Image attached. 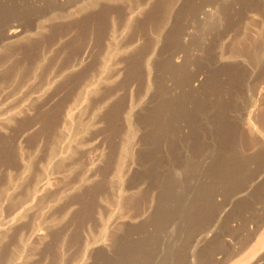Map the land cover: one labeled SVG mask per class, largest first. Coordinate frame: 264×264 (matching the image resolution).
Segmentation results:
<instances>
[{
    "label": "rangeland",
    "instance_id": "374dc122",
    "mask_svg": "<svg viewBox=\"0 0 264 264\" xmlns=\"http://www.w3.org/2000/svg\"><path fill=\"white\" fill-rule=\"evenodd\" d=\"M0 264H264V0H0Z\"/></svg>",
    "mask_w": 264,
    "mask_h": 264
},
{
    "label": "bare ground",
    "instance_id": "6f19581e",
    "mask_svg": "<svg viewBox=\"0 0 264 264\" xmlns=\"http://www.w3.org/2000/svg\"><path fill=\"white\" fill-rule=\"evenodd\" d=\"M48 2H52V3H65V2H68L69 0H47ZM130 17H131V14H130ZM129 17V18H130ZM23 32L21 31V29H19V26L18 27H12L10 30H9V33H8V38H13V37H17V36H19L20 34H22ZM186 35V34H185ZM111 36V38L112 39H114L115 38V36H114V33H112V35H110ZM185 37V36H184ZM127 46H123V48H126ZM88 48V47H87ZM101 48V51L102 50H104V51H106L107 49H108V43H105V45L104 46H102V47H100ZM87 50V49H86ZM84 51L82 54H80L79 56L77 55L76 56V58L74 59V61L73 62H70L69 64H70V67H73L74 68V66H79V64L81 63V62H83V60H84V57L86 56V53H87V51ZM44 52V51H43ZM43 54L44 53H41V56H43ZM100 55H102V54H100ZM153 56V55H152ZM151 55L149 56V58L150 57H152ZM152 59V58H151ZM149 60V59H148ZM38 61V60H37ZM72 61V60H71ZM62 71V70H61ZM66 71V70H65ZM64 72V71H63ZM63 72H62V74H63ZM67 72V71H66ZM56 74V73H55ZM61 74H59L58 76H60ZM56 77V76H55ZM56 79H57V77H56ZM55 79V80H56ZM53 82V81H52ZM49 84V83H48ZM47 84V85H48ZM50 85V84H49ZM52 86V85H51ZM44 87V86H43ZM46 88H48V86L46 87ZM46 88H44L42 91L43 92H41L40 93V91H39V95H38V98L40 99L43 95L45 96V94H43V93H45V91L47 90ZM46 89V90H45ZM78 93V92H77ZM12 99V98H11ZM10 99V100H11ZM74 99V98H73ZM13 102H14V98H13ZM75 103V102H74ZM71 105H73L72 103H70ZM71 105H67V106H69L68 107V109H67V111H66V109H65V116H62V118H63V121L61 122V124H60V126H61V128L63 127V126H65V123H66V120L67 121H70V123H71V120L72 119H75V117H73L72 115H73V112L71 111ZM79 109L81 110V108L79 107ZM95 110V109H94ZM77 111V110H76ZM82 111V110H81ZM86 111V110H85ZM78 112H79V110H78ZM84 112V111H83ZM87 112V111H86ZM94 112V111H93ZM96 112V111H95ZM81 113V112H80ZM93 114V113H92ZM81 115V114H80ZM86 117V116H85ZM70 118H72L71 120H68V119H70ZM84 118V117H83ZM78 121V120H77ZM68 125V124H67ZM66 128V127H65ZM57 131L59 130V125H57V129H56ZM55 131V130H54ZM54 133V132H53ZM62 133V132H61ZM60 133V134H61ZM77 136V135H76ZM73 137V136H72ZM68 138V137H67ZM66 138V139H67ZM75 139H76V137H75ZM71 140V138L69 137V141H67L66 142V144H65V146H63V147H61L62 148V150H60V153L58 154V155H54V157H52V159H54L53 161L55 162V163H57V164H63L65 161H69L70 159H72L71 158V144L73 143L74 144V141H70ZM76 141V140H75ZM51 151V150H50ZM48 157V156H47ZM50 158V157H49ZM52 159H50V160H52ZM52 164H53V162H52ZM54 165V164H53ZM62 169V168H61ZM60 170V169H59Z\"/></svg>",
    "mask_w": 264,
    "mask_h": 264
}]
</instances>
